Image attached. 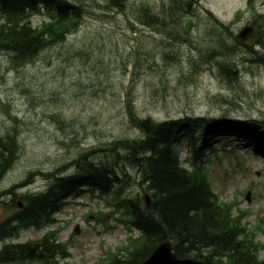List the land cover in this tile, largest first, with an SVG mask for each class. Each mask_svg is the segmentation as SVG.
I'll return each instance as SVG.
<instances>
[{
  "label": "rangeland",
  "instance_id": "obj_1",
  "mask_svg": "<svg viewBox=\"0 0 264 264\" xmlns=\"http://www.w3.org/2000/svg\"><path fill=\"white\" fill-rule=\"evenodd\" d=\"M71 1L82 5L85 13L64 43L17 67L10 54L0 51V132L16 126L20 132L19 156L0 192L20 184L32 171L69 167L64 173H73L75 161L88 154L95 162L109 159L123 170L126 194L141 198L144 205L138 170L124 151L117 152L120 156L109 150L95 153L116 139L142 137L127 118L129 92L141 118L220 119L215 127L209 125L208 131L217 136L213 147L199 136L192 142L204 147L207 172L220 199L233 201L238 196L248 220L257 223L264 215V147L255 152L250 134L226 128L233 120L240 122L235 128L257 127L250 119L264 121V64L250 50L256 32L264 30V0H252V6L248 0H193L182 16L173 13L172 0H127L122 8L110 0ZM208 11L236 35L246 25L254 26V33L240 40L236 51H228L214 38L220 24ZM43 19L35 15L31 22L37 25ZM189 127L183 125L181 131ZM176 139L181 159L191 162L190 134L178 133ZM48 179L36 176L17 191L35 193L46 188ZM8 199L9 195L3 197ZM100 199L84 187L57 214L58 237L71 247L70 263L96 264L127 242L129 231L121 214ZM14 211L0 207V222ZM77 224L80 232L75 234ZM255 231L264 238L262 230ZM43 232L45 228L23 230L15 242L35 241Z\"/></svg>",
  "mask_w": 264,
  "mask_h": 264
},
{
  "label": "trees",
  "instance_id": "obj_2",
  "mask_svg": "<svg viewBox=\"0 0 264 264\" xmlns=\"http://www.w3.org/2000/svg\"><path fill=\"white\" fill-rule=\"evenodd\" d=\"M125 1L110 0L121 8ZM172 1L171 9L176 15L187 13L192 5V0ZM35 13H43L49 20L33 27L28 18ZM84 13L81 5L70 0H0V49L13 53L16 63H27L45 48L65 41L80 26ZM255 35V45H261L262 51H256L254 46H250V50L264 64V30H258ZM213 36L217 37L220 47L225 44L228 51L240 47L230 26L221 25ZM128 115L132 125L142 130L144 137L116 140V146L129 152L131 164L138 170L139 184L151 192V208L144 209L139 198L126 194L124 172H118L102 159L95 162L88 154H81L75 161L74 173L65 175L62 172L68 167L47 172L45 175L51 180L47 190L24 195L26 206L15 216L19 225L28 227L42 221L53 224V213L59 211L64 200L78 192L82 185H88L101 197L108 198L116 211L123 209L128 221L141 230V235L133 240L126 254H117L103 264H141L166 240L172 241L176 255L181 258H193L206 264H264L261 256L264 241L257 240V233L246 215L236 213L235 203L223 202L214 193L200 149L191 145L192 168L180 160L175 137L182 121L141 119L130 101ZM215 120L220 121H211ZM250 121L259 126L248 125L245 131L264 133V121ZM18 132L11 129L6 135L0 133V177L19 156ZM204 138L205 142L209 141L207 136ZM10 192H1L0 199ZM1 204L4 202L0 200ZM15 229L10 221L0 223V237L12 235ZM56 234V231H49L43 237L45 245L41 252L29 246L15 249V245H6L0 258L12 261L17 257L24 263L35 259L37 264H57L59 255H67V247L57 242Z\"/></svg>",
  "mask_w": 264,
  "mask_h": 264
},
{
  "label": "water",
  "instance_id": "obj_3",
  "mask_svg": "<svg viewBox=\"0 0 264 264\" xmlns=\"http://www.w3.org/2000/svg\"><path fill=\"white\" fill-rule=\"evenodd\" d=\"M252 27H245L241 30L238 37L246 39L251 33ZM147 203L150 204V197L146 196ZM143 264H204L193 259H179L172 251V245L169 241L162 243L151 257Z\"/></svg>",
  "mask_w": 264,
  "mask_h": 264
},
{
  "label": "bare ground",
  "instance_id": "obj_4",
  "mask_svg": "<svg viewBox=\"0 0 264 264\" xmlns=\"http://www.w3.org/2000/svg\"><path fill=\"white\" fill-rule=\"evenodd\" d=\"M12 167H13V165L11 164V165H9L8 169L7 168L6 169L11 170ZM3 180H4V176L0 177V184L3 182Z\"/></svg>",
  "mask_w": 264,
  "mask_h": 264
}]
</instances>
